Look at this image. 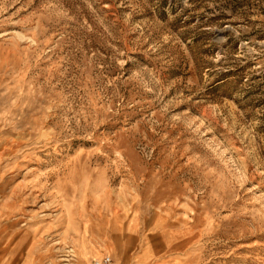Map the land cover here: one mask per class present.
I'll use <instances>...</instances> for the list:
<instances>
[{
  "label": "rangeland",
  "instance_id": "1",
  "mask_svg": "<svg viewBox=\"0 0 264 264\" xmlns=\"http://www.w3.org/2000/svg\"><path fill=\"white\" fill-rule=\"evenodd\" d=\"M146 249L264 264V0H0V264Z\"/></svg>",
  "mask_w": 264,
  "mask_h": 264
},
{
  "label": "crops",
  "instance_id": "2",
  "mask_svg": "<svg viewBox=\"0 0 264 264\" xmlns=\"http://www.w3.org/2000/svg\"><path fill=\"white\" fill-rule=\"evenodd\" d=\"M130 228H132V226H130ZM156 237H153V239H155ZM19 244V239L17 238V245H15V247H18ZM15 250V248H13V250L11 251V253ZM150 251L148 249H146L145 251H143L134 261L132 264H147L148 260L150 258ZM13 264V263H12Z\"/></svg>",
  "mask_w": 264,
  "mask_h": 264
},
{
  "label": "built area",
  "instance_id": "3",
  "mask_svg": "<svg viewBox=\"0 0 264 264\" xmlns=\"http://www.w3.org/2000/svg\"><path fill=\"white\" fill-rule=\"evenodd\" d=\"M92 264H112V257L105 255L102 259H95Z\"/></svg>",
  "mask_w": 264,
  "mask_h": 264
}]
</instances>
